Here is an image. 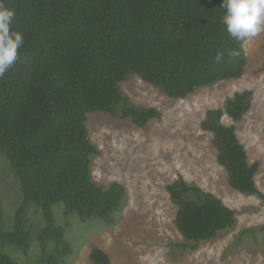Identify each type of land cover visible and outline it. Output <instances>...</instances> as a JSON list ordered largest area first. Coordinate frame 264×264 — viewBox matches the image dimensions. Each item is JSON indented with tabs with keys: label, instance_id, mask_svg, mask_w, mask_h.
I'll return each mask as SVG.
<instances>
[{
	"label": "trees",
	"instance_id": "1",
	"mask_svg": "<svg viewBox=\"0 0 264 264\" xmlns=\"http://www.w3.org/2000/svg\"><path fill=\"white\" fill-rule=\"evenodd\" d=\"M14 8L11 25L24 34L17 62L0 77V153L19 181L23 198L9 230L4 228L0 198V264H22L11 248L27 253L34 238L26 213L35 204L43 217L37 236L41 264H66L72 252L57 224L52 206L75 212L81 220L97 217L117 223L127 201L119 182L104 188L92 179L99 149L86 126L88 113L108 112L143 127L161 113L137 106L120 89L136 75L170 98L182 99L196 88L239 78L246 65L243 43L231 38L220 22L222 0H4ZM218 51L224 58L217 63ZM235 51L238 55H230ZM264 66V63H263ZM252 91L235 92L223 108L209 109L201 122L213 133L217 162L229 186L247 195L263 194L255 185L258 162L249 163L227 114L240 120L249 109ZM177 205L174 220L195 250L236 222L235 211L220 198L182 176L166 185ZM94 264H110L94 247Z\"/></svg>",
	"mask_w": 264,
	"mask_h": 264
},
{
	"label": "rangeland",
	"instance_id": "2",
	"mask_svg": "<svg viewBox=\"0 0 264 264\" xmlns=\"http://www.w3.org/2000/svg\"><path fill=\"white\" fill-rule=\"evenodd\" d=\"M243 48L246 65L239 78L196 88L182 99L168 97L136 75L120 82L131 102L161 113L143 127L108 112L88 113L89 136L100 151L93 159L92 179L104 188L121 183L127 201L112 226L95 216L81 220L75 212L65 215L61 202L53 204L56 222L72 248L64 256L66 264H94L89 256L94 247L107 253L110 264H264V196L229 186L226 170L217 162L213 133L201 128L207 110L222 109L235 92L252 91L249 109L240 120L224 114L221 121L235 127L248 162H258L254 181L264 195V33L243 43ZM13 174L0 153V198L7 230L23 198ZM179 176L235 211L232 228L200 242L195 250L182 247L186 241L174 223L178 207L166 190ZM26 218L33 244L27 253L13 248L11 252L22 264H41L36 240L44 220L35 204H30Z\"/></svg>",
	"mask_w": 264,
	"mask_h": 264
},
{
	"label": "clouds",
	"instance_id": "3",
	"mask_svg": "<svg viewBox=\"0 0 264 264\" xmlns=\"http://www.w3.org/2000/svg\"><path fill=\"white\" fill-rule=\"evenodd\" d=\"M220 8L224 9L220 22L237 42L245 43L264 33V0H222ZM15 17V9L0 0V77L17 62L25 44L24 34L11 27ZM229 54L235 56L238 52ZM223 58V51L214 57L217 63Z\"/></svg>",
	"mask_w": 264,
	"mask_h": 264
}]
</instances>
